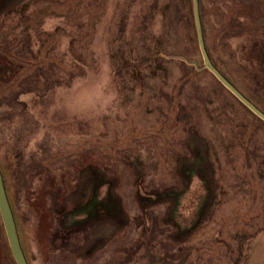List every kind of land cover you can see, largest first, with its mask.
Here are the masks:
<instances>
[{"label": "rangeland", "instance_id": "rangeland-1", "mask_svg": "<svg viewBox=\"0 0 264 264\" xmlns=\"http://www.w3.org/2000/svg\"><path fill=\"white\" fill-rule=\"evenodd\" d=\"M198 6L218 70L264 110V0ZM181 9L1 1L0 48L43 45L41 74L59 79L0 100V171L30 264H148L150 238L175 264H264V126L205 68L179 80L181 60L202 66ZM1 226L0 264H14Z\"/></svg>", "mask_w": 264, "mask_h": 264}, {"label": "trees", "instance_id": "trees-1", "mask_svg": "<svg viewBox=\"0 0 264 264\" xmlns=\"http://www.w3.org/2000/svg\"><path fill=\"white\" fill-rule=\"evenodd\" d=\"M1 1L0 0V5H1ZM181 4H182V9H181V16L184 17V19L186 20L187 25L190 28V34L191 37L194 41L195 47L196 49H198V45H197V41H196V30H195V25H194V21H193V10H192V4H191V0H180ZM199 2V0H198ZM202 14L200 13V20H201V24H202V28H203V32L205 33V27H204V23L202 20ZM203 33V37L205 40V34ZM205 45L207 48V53L213 63V65L217 68V64L214 62V60L212 59L211 53H210V49L208 47V45L206 44L205 41ZM19 46V45H18ZM17 47H15L16 49ZM1 52H0V57L2 56L3 59V65L6 66H12L13 68H9L8 70V77H0V100L1 98H4L3 94L5 92L6 95H15L17 93H21L23 89H26L27 91H42L45 92L47 91L49 88H51L52 84H56L58 82L59 79L55 78V75L49 71L47 73V77H43V75L41 74V70H43V66H45L46 64H50L53 63L52 61L54 60H50L48 59L46 56H43L44 54V48L43 45L42 47L39 49L37 48L36 50H29L26 49L27 51H23L20 54L16 55L15 53L13 54L12 51L3 49V47L0 48ZM13 49V48H11ZM18 49H20V47H18ZM199 50V49H198ZM1 57V58H2ZM181 64L184 66V69L186 74L183 76L184 78H180V81H184L186 79H192V77L194 78L195 75L199 74V71L195 68L194 65L192 64H188L186 63L184 60L180 61ZM56 63V62H54ZM219 69V68H217ZM206 72H208L210 75H212L207 69H204ZM213 77V76H212ZM226 77V76H225ZM227 78V77H226ZM218 84L221 85V87H223V85L221 83H219L215 77L213 78ZM43 80L45 81V83L47 84V88H43L41 87V82H43ZM48 80V83H47ZM224 88V87H223ZM229 95H231L238 103H240L239 105L242 106L247 113H249L251 116H253L255 119L259 120L260 123L263 124V120H261L260 118H258L256 115H254L252 112H250L237 98H235L226 88H224ZM261 109V108H260ZM263 110V109H261ZM264 112V110H263ZM1 172V171H0ZM4 179V178H3ZM4 184H5V179H4ZM6 185V184H5ZM4 185V187H5ZM6 190V188H5ZM7 193V190H6ZM8 199H9V204L11 206V209L13 211L14 214V218H15V223L17 222V218H16V214L13 210L12 207V202L11 199L7 193ZM72 215L74 214H66V216L68 217V219L72 220L74 218V216L72 217ZM68 220V222H69ZM70 220V221H71ZM80 220V219H79ZM75 221V220H74ZM78 222V221H75ZM64 223V222H63ZM70 223V222H69ZM17 228V225H16ZM19 228H17V232L19 235ZM1 230L4 233V229L1 226ZM147 232V231H145ZM5 236V235H4ZM6 238V236H5ZM20 235H19V241H20V245L25 253V257L27 259L28 264L29 263V259H28V255L25 251V247L23 246L22 241L20 240ZM151 241H147L146 243H149L150 246L147 245V247L144 248V250L142 251L143 253L140 254L142 260H148V264H175L170 260V258H168V256L166 255L167 252L165 254H160L157 251H155V249H153L154 247H156L154 241L152 240V238H150ZM5 244L7 246V248L9 249V246L7 245L6 240L4 239ZM153 247H152V246ZM145 246V244H144ZM151 248V249H150ZM135 256V255H134ZM12 262L15 264V261L12 257V254L10 255ZM134 258V257H133ZM137 258V257H135ZM183 262V261H182ZM185 262V260H184Z\"/></svg>", "mask_w": 264, "mask_h": 264}, {"label": "water", "instance_id": "water-1", "mask_svg": "<svg viewBox=\"0 0 264 264\" xmlns=\"http://www.w3.org/2000/svg\"><path fill=\"white\" fill-rule=\"evenodd\" d=\"M192 10H193V21L195 25V36L199 49V54L202 60V66H199L198 62L195 60L184 59L188 64H192L196 69L205 68L207 69L213 77H215L224 88H226L235 98H237L250 112L256 115L258 118L263 120L264 123V112L258 106L255 105L251 100H249L242 92H240L234 85L227 79L212 63L205 45L203 37V29L200 21V12L198 6V0H191ZM4 179L2 173L0 172V218L3 225L6 240L9 249L12 253V257L15 264H28L26 255L20 245L19 235L16 228L15 218L13 211L10 206V202L4 187Z\"/></svg>", "mask_w": 264, "mask_h": 264}]
</instances>
